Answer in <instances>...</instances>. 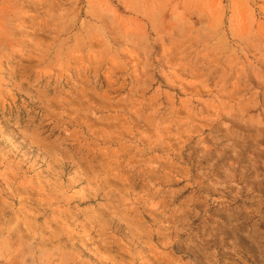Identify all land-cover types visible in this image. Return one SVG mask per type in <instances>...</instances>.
<instances>
[{
	"label": "rangeland",
	"instance_id": "1",
	"mask_svg": "<svg viewBox=\"0 0 264 264\" xmlns=\"http://www.w3.org/2000/svg\"><path fill=\"white\" fill-rule=\"evenodd\" d=\"M0 264H264V0H0Z\"/></svg>",
	"mask_w": 264,
	"mask_h": 264
}]
</instances>
